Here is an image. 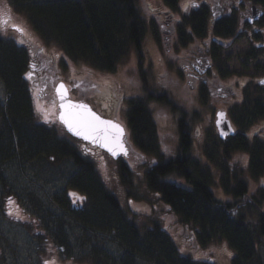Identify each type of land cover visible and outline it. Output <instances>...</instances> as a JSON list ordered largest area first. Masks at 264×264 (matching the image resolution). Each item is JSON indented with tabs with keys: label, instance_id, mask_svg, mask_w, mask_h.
Listing matches in <instances>:
<instances>
[{
	"label": "trees",
	"instance_id": "1",
	"mask_svg": "<svg viewBox=\"0 0 264 264\" xmlns=\"http://www.w3.org/2000/svg\"><path fill=\"white\" fill-rule=\"evenodd\" d=\"M9 1L13 10L25 15L30 22L28 24L45 40H50L55 45L58 43L69 57L88 64L89 69L85 75L91 76L92 69H116L134 46L140 49L148 29L147 19L140 15H143L144 9L140 0ZM163 2L171 10L178 9L177 0ZM261 2L264 3V0ZM202 13L193 14V21H203L206 16ZM156 33L159 34V31H154V35L159 38ZM28 64V50L17 44L9 47L0 35V80L9 93L4 104L0 100V159L7 162L14 160L16 163H25L26 160L30 162L34 158H48L54 163L59 158L72 159L78 170L74 172L75 176L68 178V191L55 194L57 198L62 195L63 201L59 203L83 226L86 235L89 232L114 235L125 248V255L129 260L126 262L122 259L118 262L95 248L89 256L93 264H137L136 260L139 258L153 264H215L211 258L204 261L196 260L192 254L181 255L175 238L158 221L150 222V226L134 221L127 212V206L108 188L92 159L83 156L56 129L46 126L47 130L43 127L35 128L30 123L35 114L27 78ZM56 70L57 75L54 77L61 78V69L57 67ZM53 105L54 103L51 106ZM186 110L188 114L192 113L190 108ZM128 126L137 146L144 153L153 154L157 158L151 170L146 169L147 186L160 197L166 210L180 219L182 227L186 229L194 226V237H199L204 244L212 240H226L235 250L232 264L261 263L259 243L264 239V215L261 214L258 221L260 227L253 229L243 213L237 211L239 202L248 197L250 186L249 178L244 177L247 176L245 171L232 169L226 164L231 159L235 144L230 146L223 143L222 149L218 146L213 154H207L208 159L216 161V171L221 172L227 183L225 193L228 197L223 200L214 191V170L209 165H201L200 160H192L188 138L181 135L182 141L176 155L168 156V160L164 158L166 154L162 149L160 132L147 98L133 97L130 100ZM237 147L251 150L253 164L250 177L263 179L264 151L254 152L243 144L234 149ZM219 161L222 165H219ZM24 166L26 167V163ZM120 166L123 169L122 182L128 184L132 181L131 170L126 169L121 162ZM0 172L1 184L7 177ZM232 175L235 177V184L228 187ZM177 178H182L184 182L176 181ZM74 192L79 194L76 199ZM260 195L261 198L264 197V192ZM241 197L246 198L240 199ZM32 223L35 224V221ZM42 229L40 234L49 237L50 241L61 242L68 259L72 254H77L69 235L63 237V227V231L60 234L56 232L53 237L46 234V228ZM83 256L86 258V255Z\"/></svg>",
	"mask_w": 264,
	"mask_h": 264
},
{
	"label": "rangeland",
	"instance_id": "2",
	"mask_svg": "<svg viewBox=\"0 0 264 264\" xmlns=\"http://www.w3.org/2000/svg\"><path fill=\"white\" fill-rule=\"evenodd\" d=\"M146 1L149 4L148 7ZM140 2L144 8L142 10L143 15L141 13L140 15L148 21V32L146 31L140 52L144 56L143 61L147 64L145 68L148 70V75H150L149 86H131L121 77V72H125L129 75L128 78L135 79L139 82L138 84H142L140 73L135 70V65L137 64V56L135 54H139V50L135 46L131 49V52L122 58L116 69L112 71L92 69L91 77L93 81L91 83H93V86L87 81L88 85L83 80V76L86 77L85 74L89 69V65L85 64L84 61L69 57L70 55L65 53L58 46V43L55 45L54 42L45 40L35 28L28 24L30 22L25 15L22 16L13 10L9 0H0V35L3 36V41L9 47L17 44L22 49H27L29 58L31 54H36L42 47L48 56L57 61V66L61 69L59 71L61 78H59L71 86V89H69L70 96L73 99L87 100L104 116H118V121L128 124L129 98H131L129 95H137L136 98H147L160 132L162 149L167 156L164 158L168 160L169 157L175 156L178 151L180 143L177 130L182 131V134L184 132L187 134L190 129L195 140V145L191 148L192 160L196 162L201 159L209 162L204 154L205 148L203 145L211 142L205 153L213 154L218 148L216 146L218 145L217 141H220L221 144L224 142L216 137L213 138L215 126L212 121L210 122V119L214 118L215 109H213V105L204 107V105L198 103V98H194V95H198L197 89L192 92L190 86H182V89L179 86L164 87L155 85L154 76L157 79H161V81L162 77L159 74L160 68L157 69L160 53L154 45V42H157L153 32L157 30L159 34H156L162 35L158 19L164 17L162 10L166 8V5L163 0H140ZM181 7L180 4L179 9ZM177 15L179 14L177 13ZM157 17L159 18L157 19ZM243 27L245 28L242 29L243 32L241 31L240 41L242 45L246 46L247 39L253 36L254 32L252 26L245 24ZM258 29L264 31V24H261ZM151 45H154V47L150 48ZM229 50L231 51V49ZM33 59V63L38 66L37 71L40 69L41 59L36 60V57ZM28 65H31L30 60ZM152 66L154 71L151 70ZM40 70L36 78L31 80V82L29 81L35 114L30 123L35 128L43 127L46 130V127L53 128V130L56 129L60 136L65 135L66 139L70 140L83 156L92 159L108 188L117 195L124 206H127V212L134 221L147 226H150L152 221H158L175 238V244L181 255L192 254V257L194 255L196 260L201 259L204 261L211 258L214 259L215 264H232L235 250L226 240H212L205 244L202 243L203 241L199 237L195 238L192 233L194 232V226L186 229L182 227L183 224L180 219L173 213L168 212L166 207L162 205L160 197L147 186L145 181L146 169L150 171L157 158L153 154L144 153L137 146L129 126L128 140L131 153L127 157L121 155L118 159H114L107 151L85 143L67 132L56 115V104L58 101L54 88L56 89L55 85L58 83L59 78H55L52 75H57V70L55 69L52 73L48 71V75L44 79L42 78L44 73H47V70L44 66H41ZM76 78L81 81L76 82L74 80ZM44 82L46 86L38 85V83L42 84ZM115 83L120 86H115ZM100 84L102 86H96ZM158 84L160 85V82ZM73 86H79L80 88L76 90ZM98 87L101 90L104 89V91L102 96L97 97L92 94V91ZM233 87H238L236 88L237 94L233 98V102H236L238 99L245 98L244 91L250 86ZM259 90L264 93V86H261ZM164 91H169V94L166 92L164 95ZM115 93L122 97L119 106H117L115 98L112 97ZM181 93L182 95L180 96ZM184 93L185 97L188 95L191 98L193 97V100L195 99L193 104L186 102ZM213 93L216 97H213L215 101L213 100L211 103L220 101L219 95L221 93L218 90ZM8 94L6 86L0 80V100H2L3 104ZM92 97H95V99ZM200 97H204V94L200 93ZM199 101H204V104H207L204 99H199ZM53 103L54 105L51 106ZM196 104L199 105V108L195 106ZM186 108H190L192 113L188 114ZM178 120L181 123L180 129ZM259 124L256 123L253 127H257ZM250 134H253V129L248 131V135ZM212 142L216 145L212 144ZM234 156V165L239 169L245 168L244 170H246L247 166L245 163L248 161V155L236 152ZM0 160V171H2L5 178L7 177L6 181L0 184V264H45V261H54L55 264H93L94 262L91 261L89 256L95 248L105 256L107 254L113 259H117L118 262L122 259H125L126 262L129 261L125 255V248L114 235L102 232H89L86 235L83 226L75 221L69 215L70 213L68 214V211L64 210L59 203V201H63L62 195L57 198L55 194H62L68 191V178L75 176L76 173L74 172L78 170L72 159L59 158L54 163L48 158H34L30 162L25 161L26 167L22 161H17L16 163L14 160H9L8 162L5 159ZM120 162L126 169L131 170L133 182H127L128 184L122 182L123 169H121ZM227 162L229 163V160ZM219 165H222V163ZM225 168L227 167L225 166ZM214 174L217 181L214 184L215 194L218 198L226 200L228 196L225 193V188H227L225 178L221 172L219 173L216 170H214ZM250 174V169H248L247 176L244 175L246 179L249 178L250 191L248 197L240 198H246V200L239 202L237 211L243 213L244 218L254 229L260 227L258 221L261 219V214L264 215V197L261 198L260 195V193L264 192V178H252ZM175 180L184 182L182 178ZM233 184H235V177L232 175V180L228 183V187ZM127 188L130 190L127 191ZM78 195L77 192H74L75 199ZM65 205L67 206V204ZM32 221H35V224ZM62 227L65 230L63 237L69 235L72 245L76 246L77 254H72L69 259L65 255L66 249L61 245L60 241L52 242L49 237L47 238L45 235L40 234V230L46 228V234L53 237L56 232L60 234L63 231ZM259 254L261 263L255 262L254 264H264V239L259 243ZM83 255H86V258ZM136 263L153 264L140 258L136 260Z\"/></svg>",
	"mask_w": 264,
	"mask_h": 264
},
{
	"label": "flooded vegetation",
	"instance_id": "3",
	"mask_svg": "<svg viewBox=\"0 0 264 264\" xmlns=\"http://www.w3.org/2000/svg\"><path fill=\"white\" fill-rule=\"evenodd\" d=\"M177 4L178 9L175 10H171L165 4L166 8L162 10L164 17L158 19L162 35H159V38L154 35L157 42H154V45L160 53L157 69L160 68L159 74L162 77V81L154 76L155 85L164 87L179 86L180 88L182 86H190L192 92L197 89L198 95H193L194 98H198V103H201L204 107L213 105V109H215L214 118L210 119V122L212 121L215 126L213 138L216 137L218 140H223V143H228L230 146L235 144L234 146L236 147L243 144V146L252 148L254 152L264 151V93L259 90L261 86H264V31L258 29L261 24H264V3L261 0H177ZM180 4L182 7L179 9ZM146 5L147 7L149 6L147 1ZM200 12H203L202 15L206 16V18L199 23L193 21L192 15ZM245 24L252 26L254 32V35L247 39L246 46L242 45L240 41L241 31L243 32L242 29L245 28L243 27ZM154 45H151L150 48L154 47ZM41 49L42 47L35 54V57L37 58L36 60L41 59L42 61H40L39 68L41 69V66H44L47 70V73H44L42 78L44 79L48 75V71H54L57 62ZM137 50H139V54H135L137 56L135 70L139 71L142 84H138L139 82L135 79L128 78L129 75L125 72H121V77L131 86H149L151 79L150 75H148V70L145 68L147 64L143 61L144 56L140 52L141 47ZM33 62L34 59L31 60L32 66L30 65L33 70H27V78L30 82L36 78L40 70L36 71L38 66ZM151 70L154 71L153 66ZM74 80L76 82L81 81L79 78ZM83 80L86 83L87 81L88 83L90 82L89 84L93 86V83H91L93 78L89 74L86 77L83 76ZM158 82H160V85ZM38 85L46 86L45 82L42 84L38 83ZM115 86L120 85L115 83ZM233 86L250 87L244 91L245 98L233 102V98L237 94L236 88H238ZM73 88L79 90L78 88L80 87L73 86ZM167 88L170 89L169 87ZM217 90L221 93L219 95L221 102L218 100L215 103H211L214 100L213 97H216L213 92ZM103 91L104 89L101 90L98 87L92 91V94L97 97L102 96ZM169 91H164V95L166 92L169 94ZM200 93L204 94V97H200ZM136 96L129 95L131 97L129 99L131 100ZM113 97L117 106H119L122 97L117 93ZM92 98L95 99V97ZM184 98L186 102L192 104L195 101L193 97L191 98L188 95L185 97V93ZM199 99L206 100L207 104H204V101H199ZM77 100L79 99L77 98ZM195 106L199 108V105L196 104ZM223 111L231 123L234 134L223 136L219 130L217 123L218 114ZM107 117L116 118L114 115ZM256 123H260L259 126L253 127ZM178 127L179 129L181 127L180 120H178ZM250 129H253V134L248 135ZM179 133V143L182 141V135V137L189 139L190 148L195 145L190 129L187 134L186 132L182 134V131L177 130L178 136ZM210 143L207 142L203 145L206 157L205 151L210 147ZM217 143L218 145L212 142V144L221 148L223 144L220 141H217ZM234 148L232 149L234 152L231 159L229 163L226 161V164L232 169H239L234 165V155L236 152H240L242 155L247 154L246 170H244L245 168L239 170L248 174V169L252 166L253 153L250 152V149ZM201 151L203 150L201 149ZM199 160L201 165H206V167L209 165L212 170H217L218 168V164L213 160L208 158L209 162Z\"/></svg>",
	"mask_w": 264,
	"mask_h": 264
},
{
	"label": "water",
	"instance_id": "4",
	"mask_svg": "<svg viewBox=\"0 0 264 264\" xmlns=\"http://www.w3.org/2000/svg\"><path fill=\"white\" fill-rule=\"evenodd\" d=\"M55 90L58 101V119L63 123L66 130L71 135L107 150L114 158H118L122 154H128L129 151L125 142L126 132L121 123L102 116L85 101L73 100L70 97L68 85L64 81H59ZM96 118H99V120H96ZM66 121L71 122L74 127L69 128L68 122ZM85 121L98 125L99 127H106V125H100L99 121L111 122V124L118 125L122 129V134L118 139H113L110 133L107 135V139H105L104 136H101L99 139H93L92 136L95 135V133L82 126V122ZM217 123L223 136L234 133L231 123L224 111L219 112ZM77 130H80L82 134L77 135ZM85 135L89 136V138L86 139Z\"/></svg>",
	"mask_w": 264,
	"mask_h": 264
},
{
	"label": "snow or ice",
	"instance_id": "5",
	"mask_svg": "<svg viewBox=\"0 0 264 264\" xmlns=\"http://www.w3.org/2000/svg\"><path fill=\"white\" fill-rule=\"evenodd\" d=\"M99 120V118H96ZM68 122V121H66ZM100 125H106V127H99L98 125L91 124L89 122H82V126L84 128L90 129L91 132L95 133L92 136L93 139H99L101 136H104L107 139V135L110 133L113 139H118L119 136L122 134V129L118 125H113L111 122L106 121H99ZM69 128H73V124L68 122ZM82 134L80 130H77V135ZM85 138H89V136L85 135ZM45 264H55L54 261H45Z\"/></svg>",
	"mask_w": 264,
	"mask_h": 264
},
{
	"label": "bare ground",
	"instance_id": "6",
	"mask_svg": "<svg viewBox=\"0 0 264 264\" xmlns=\"http://www.w3.org/2000/svg\"><path fill=\"white\" fill-rule=\"evenodd\" d=\"M128 123V122H127Z\"/></svg>",
	"mask_w": 264,
	"mask_h": 264
}]
</instances>
